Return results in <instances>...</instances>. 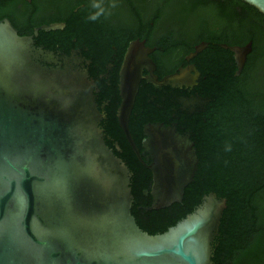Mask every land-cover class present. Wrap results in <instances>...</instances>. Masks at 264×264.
Instances as JSON below:
<instances>
[{
    "label": "water",
    "instance_id": "1",
    "mask_svg": "<svg viewBox=\"0 0 264 264\" xmlns=\"http://www.w3.org/2000/svg\"><path fill=\"white\" fill-rule=\"evenodd\" d=\"M240 1L264 16V0ZM64 27L53 23L39 30ZM32 38L19 36L9 20L0 21V264H211V243L226 200L209 194L166 232H142L130 214L128 170L99 129L103 115L94 84L72 69L35 62ZM204 47L196 46L187 60ZM153 51L143 41L128 44L116 112L119 129L152 176L147 211L180 204L198 162L192 143L173 127L144 126L148 164L130 136L128 122L141 81L188 88L198 77L187 66L158 80L149 57ZM229 51L238 77L251 44Z\"/></svg>",
    "mask_w": 264,
    "mask_h": 264
},
{
    "label": "trees",
    "instance_id": "2",
    "mask_svg": "<svg viewBox=\"0 0 264 264\" xmlns=\"http://www.w3.org/2000/svg\"><path fill=\"white\" fill-rule=\"evenodd\" d=\"M42 17H9L19 36L39 25L64 23L61 31H41L33 46L84 60L105 145L128 170L131 216L148 235L166 232L191 214L203 197L226 200L211 243V264H264V16L240 0H44ZM93 17H95L93 19ZM143 41L158 80L175 73L195 47L205 53L189 63L199 72L189 89L153 87L141 81L128 130L142 154L147 124L174 127L196 151L197 171L180 204L147 211L152 176L122 131L116 112L119 70L128 44ZM251 52L238 77L233 54L221 45ZM115 145L118 147L116 149ZM147 155L143 153L142 161ZM144 191L148 195H144Z\"/></svg>",
    "mask_w": 264,
    "mask_h": 264
},
{
    "label": "flooded vegetation",
    "instance_id": "3",
    "mask_svg": "<svg viewBox=\"0 0 264 264\" xmlns=\"http://www.w3.org/2000/svg\"><path fill=\"white\" fill-rule=\"evenodd\" d=\"M44 0H31L30 2H26L25 0H0V21L7 19L9 20V17L15 16V15H30L34 17L35 19H38L42 17V14L44 10H42V4ZM10 21V20H9ZM11 23V22H10ZM58 24H64V23H58ZM65 25V24H64ZM46 26V25H39L33 28V35H26V37H38L40 27ZM37 29L36 35H34V31ZM208 44L205 43V47L197 53L194 57L191 59L187 60L191 54L194 53L190 52L186 57L185 60L187 64L182 63V66L178 67L180 68H185L187 66H192L196 69L194 64L189 63L191 60L195 59L198 54L205 53L208 50ZM221 47L230 52L229 48L231 46L227 45H221ZM31 49L34 54V60L35 62L39 63L43 67H46L48 69H56V70H65V69H72L75 72L85 74L87 76V79L89 80V76L86 70V67L89 65V62H86L84 64V60L80 58L75 51L70 52L68 55H65L64 57H58L55 55L53 52H46L44 49L40 47H35L33 46V42L31 44ZM246 62V61H245ZM245 64V63H244ZM244 67V65H243ZM243 69V68H242ZM197 71V69H196ZM242 72V70H241ZM240 72V74H241ZM198 77L195 81V85L192 87H188L185 89H189L190 92L194 90V88L198 85L199 81V72ZM91 81V80H89ZM174 128V127H173ZM175 129V128H174ZM176 130V129H175ZM188 139V137H186ZM189 141V140H188ZM191 143V142H190ZM192 149H193V144H192ZM196 155L195 149H193ZM151 190V189H150Z\"/></svg>",
    "mask_w": 264,
    "mask_h": 264
},
{
    "label": "clouds",
    "instance_id": "4",
    "mask_svg": "<svg viewBox=\"0 0 264 264\" xmlns=\"http://www.w3.org/2000/svg\"><path fill=\"white\" fill-rule=\"evenodd\" d=\"M95 17H93V19H94Z\"/></svg>",
    "mask_w": 264,
    "mask_h": 264
}]
</instances>
